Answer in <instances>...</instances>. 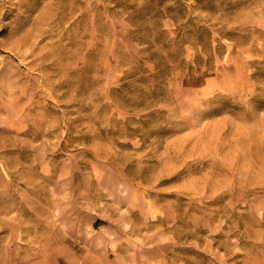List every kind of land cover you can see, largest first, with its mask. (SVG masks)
I'll list each match as a JSON object with an SVG mask.
<instances>
[{"label":"rangeland","instance_id":"obj_1","mask_svg":"<svg viewBox=\"0 0 264 264\" xmlns=\"http://www.w3.org/2000/svg\"><path fill=\"white\" fill-rule=\"evenodd\" d=\"M0 264H264V0H0Z\"/></svg>","mask_w":264,"mask_h":264}]
</instances>
